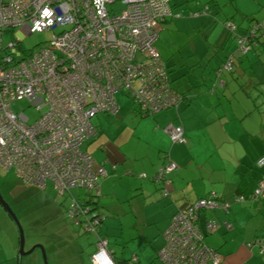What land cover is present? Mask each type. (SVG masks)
<instances>
[{
	"label": "built area",
	"instance_id": "1",
	"mask_svg": "<svg viewBox=\"0 0 264 264\" xmlns=\"http://www.w3.org/2000/svg\"><path fill=\"white\" fill-rule=\"evenodd\" d=\"M115 3L122 8L113 10ZM200 13L206 14L207 8ZM180 16L173 13L170 0H0V165L13 170L24 184L45 188L50 182L59 196L76 188L98 197L106 171L103 166L93 170L92 157L81 149L96 135L91 119L117 113L114 95L119 90L142 116L178 105L182 96L171 86L153 44L162 22ZM223 25L240 53L257 45L254 36L262 24L253 22L244 35L230 20ZM45 31H50V38L42 46L23 48L24 37ZM5 36L11 38L6 44ZM232 64L226 59L222 70L231 71ZM17 100L45 110L29 122L22 112L11 110L10 103ZM163 130L172 144L185 143L181 125L167 124ZM257 165L264 166V155ZM175 169L168 159L154 175L162 197L169 195L168 176ZM259 196H264V179L251 198ZM244 200L242 195L234 199ZM216 209L227 212L229 203L211 193L176 212L163 234L160 263L221 264L222 256L207 246L203 232L212 233L219 225L231 230L232 225L209 219L201 229L197 223L199 212ZM67 214L75 225L98 237L91 264H115L107 240L98 236L102 217L81 208L77 199Z\"/></svg>",
	"mask_w": 264,
	"mask_h": 264
},
{
	"label": "crops",
	"instance_id": "2",
	"mask_svg": "<svg viewBox=\"0 0 264 264\" xmlns=\"http://www.w3.org/2000/svg\"><path fill=\"white\" fill-rule=\"evenodd\" d=\"M170 6L174 14L180 13L181 16L169 17L162 22L157 38L162 25L180 19L182 12L199 13L190 15L196 17L192 20L198 23L191 25V34L204 32L203 34L208 35L213 44V53L206 55L204 52H197L198 44L194 47L196 38L190 42L193 55L190 60L195 61L196 67H199L212 57L220 58L217 77L224 90L219 91L222 92V101L228 100L226 88L234 87L235 82L232 80L233 75L226 73L224 76L221 73L224 70L220 69L228 53L232 54L234 63L236 60L238 67L243 70V76L248 69L256 79L255 71L258 67L259 79L255 85L260 97L251 98L250 93L237 105L232 106L230 101L222 105L220 98L216 100L215 96L202 93L196 73L175 80L170 78L167 70L171 86L185 96L184 100L176 107L133 119L130 126L132 132L129 134H125L127 129L119 125L116 136L115 133L108 135L110 144L102 141L98 154L95 153L97 155H93L85 147V152L93 159L92 169L97 170L103 166L106 171V176L99 182L97 211L101 199L106 206L109 203L123 205L127 202L133 209L135 221L142 225L141 229L131 230L135 235L129 233L123 243L126 247L129 245L132 256L127 260L117 258L110 251L111 257L117 264H122V261L124 264H128V261L135 264H161L157 254L165 244L163 234L170 225L172 216L187 209L198 199L214 193L218 199L230 204L229 210L201 211L198 213L197 223L203 227L209 219L218 224L226 220L232 225V229L226 230L219 225L214 232L205 236L207 246L222 255L221 264H264V250L260 252L261 246L264 247V203L252 200L234 201L238 193H251L257 182L264 178V167L256 164L264 155V99H260L264 97V44L253 53L242 54L236 45L234 51L235 39L232 41L223 25L224 21L230 20L238 27V33H241L240 30L244 28L242 26L246 23L248 26L254 21L262 24L264 33V0H178L174 4L170 0ZM204 6L207 8L206 14L200 13ZM175 26L177 27L176 22ZM118 110L113 115L116 119ZM103 117V129L96 128V135L86 143L101 135L107 128L106 123L113 122L111 117ZM119 117L123 119L124 116ZM167 124L183 127L186 139L184 144L171 143L163 130ZM123 135L127 137L124 138ZM168 159L175 163L176 169L168 176L169 195L162 197L161 183L155 180L154 175ZM142 174L145 177H140ZM114 215L116 214L113 213ZM104 221L105 218L102 217L98 230L100 238ZM150 225H156V228ZM2 228L0 224V237L3 238L6 231ZM121 236L123 237L122 229ZM247 242L251 244L248 246ZM1 250H4V245L0 242V263L3 261L1 256L6 254L2 255ZM9 254L14 257L11 252Z\"/></svg>",
	"mask_w": 264,
	"mask_h": 264
},
{
	"label": "rangeland",
	"instance_id": "3",
	"mask_svg": "<svg viewBox=\"0 0 264 264\" xmlns=\"http://www.w3.org/2000/svg\"><path fill=\"white\" fill-rule=\"evenodd\" d=\"M174 3H178V0H171V4ZM121 8L122 5L120 3L113 4V10H120ZM177 11L179 12V9ZM190 14L191 12L188 14L182 12L180 19H174L175 21L171 20L163 24L158 38H156L153 44L161 60L166 64L170 78L179 80L184 76L189 77L193 73H196L195 75L199 79V88L203 91L202 93L208 96L213 95L216 100L220 98L222 105L227 101H230L232 106L237 105L240 103V100L244 99L250 93L252 95L251 98H259V89L255 85L256 80L259 79L257 77L259 68L257 67L255 71L256 79H254V74L248 69L245 70L246 73L243 76V70L238 67L236 60L234 63L233 59L232 73L225 70L221 71L223 75L226 73L229 76L233 75L232 80L235 81H232L234 87L226 88L228 91L226 98L228 100L222 101V92L219 91L223 89L217 77V72L219 71V64L217 63H219L220 58L218 56L212 57L209 62H205L204 59L203 62L205 64L199 67H196L195 61L190 60L193 57L190 42L196 38L194 47L198 44L196 48L197 52H204L206 55L213 53L211 47L213 44L209 40L208 35L203 34L204 32L191 34V25L195 22L196 24L198 23L196 20H192L196 17H190ZM175 22L177 27L175 26ZM246 25L247 23L242 26L244 28L240 30L241 35L245 34V29L248 27ZM178 27H180V30ZM17 33L18 29L15 30V34ZM49 38L50 31L35 32L24 37L21 44L26 50H35L42 46ZM10 40V37L5 36L3 43L6 44ZM233 45L235 51V42H233ZM253 52V50H250L247 53ZM222 65L223 63L220 66L221 70ZM114 99L119 107L117 119L112 116L111 120L113 122L106 123V130H103V133L97 136V138L95 137L92 142L85 143L81 147L82 150L86 147L93 155L95 153L98 154V149L102 141L110 144L108 135L110 136L112 133H115L114 136H116L119 125L127 129L125 134L132 132L130 127L131 122L133 119L137 120L140 117L137 107L134 106L123 90H119L114 95ZM260 99H264V97ZM10 108L13 112H22L29 118V122L34 121L45 110L43 108L37 111L27 100L12 101ZM103 114L99 113L91 119V123L95 129H103ZM121 115L124 116L123 119L119 117ZM123 136L124 138L127 137V135ZM70 193L71 195H57L56 190L53 189L50 182L46 183L44 189L35 185L24 184L18 180L13 170H5L0 165V196L15 214L23 229L24 250L28 251L35 245H41L43 247V252L40 248H35L31 253L18 255L19 233L17 226L0 204V224L3 226L2 229L6 231V235L4 234L3 238L0 237V242L2 246L4 245V250H1L2 255L6 253L5 256H1L3 261L0 264H91L90 256L97 251L98 238L95 234L85 232L81 226H76L72 218L67 214V209L73 199H79L82 202L88 193L91 192L85 189L73 188ZM102 200L100 201L98 209L100 213L97 211L100 216L105 218L100 236L103 240L107 239V249L113 252L114 256L127 260L132 256V251L129 245L126 247L123 244L125 242L124 240L128 237L129 233L132 236L135 235L131 230L136 231L137 229H141L142 225L140 222L135 221L133 209H131V205L127 202L123 203V205L109 203L106 206L102 203ZM113 213L116 215L113 216ZM133 226L135 227L133 228ZM150 227L155 229L156 225H150ZM121 229L123 237L121 236ZM9 252L14 257H10ZM128 264L135 263L128 261Z\"/></svg>",
	"mask_w": 264,
	"mask_h": 264
},
{
	"label": "trees",
	"instance_id": "4",
	"mask_svg": "<svg viewBox=\"0 0 264 264\" xmlns=\"http://www.w3.org/2000/svg\"><path fill=\"white\" fill-rule=\"evenodd\" d=\"M227 21V20H226ZM225 22V21H224ZM254 22V21H253ZM253 22H251L248 26H250ZM229 35V34H228ZM229 37H231L232 39H234L232 36H230L229 35ZM255 39L257 40V45L256 46H254V47H252V49L251 50H253V51H255V50H257L258 49V47L260 46V45H262V44H264V33H263V29H262V27H260L256 32H255ZM235 45H236V48H237V44H236V41H235ZM250 51V50H249ZM248 52V51H247ZM246 52V53H247ZM242 54H244V53H242ZM231 59L232 60V54L231 53H228L227 54V56L225 57V59ZM225 61V60H224ZM232 62H233V60H232ZM165 64V63H164ZM165 67H166V65H165ZM166 71H167V67H166ZM229 72H232V70L231 71H229ZM168 76V75H167ZM170 82V81H169ZM178 93H180V92H178ZM181 94V93H180ZM181 96H182V100H184L185 99V96L183 95V94H181ZM181 100V101H182ZM180 101V102H181ZM179 102V103H180ZM178 103V104H179ZM135 106V105H134ZM136 107V106H135ZM137 111H138V108H137ZM138 114L141 116V117H144V116H142V114L141 113H139V111H138ZM103 115H107V116H109V117H112L113 115H111V114H108V113H104ZM147 116H150V115H147ZM96 133H97V131H96ZM256 164H257V162H256ZM258 166V165H257ZM259 167H264V166H259ZM264 178H262L261 180H263ZM261 180H259V181H261ZM259 181L257 182V184H256V186H255V188L251 191V193H249L248 195H244V194H242V193H238L235 197H237V196H240V195H242L244 198H245V200L244 201H246V200H252V201H257L258 203H264V196H259V197H257V198H255V199H253V198H251V195H252V193L254 192V190L256 189V187H257V185H258V183H259ZM160 183V182H159ZM42 189H44V188H42ZM160 189H161V184H160ZM70 192H71V190H70ZM88 192H90V191H88ZM237 192H239V191H237ZM70 195H71V193H70ZM209 196V195H208ZM207 197V196H206ZM97 196H95L94 194H92V192L91 193H88V195H87V197L81 202L79 199H77V201L79 202V205H80V207L81 208H88L91 212H97ZM202 198H204V197H202ZM235 199V198H234ZM220 202H227V201H224V200H221V199H218ZM243 201V202H244ZM229 206H230V204H229ZM229 210V209H228ZM98 213V212H97ZM99 215V214H98ZM76 226H79V225H76ZM201 227V229H204L202 226H200ZM84 230V229H83ZM85 231V230H84ZM86 232V231H85ZM87 233H89V232H87ZM93 234V233H92ZM203 234L206 236V234L203 232ZM205 236H204V240H205ZM98 238V237H97ZM97 243H98V240H97ZM248 244V246L251 244V242H247ZM213 249V248H212ZM214 251H216L217 253H219L217 250H215V249H213ZM220 254V253H219ZM221 255V254H220ZM222 256V255H221ZM223 258V257H222ZM113 259V258H112ZM115 262V261H114ZM122 264H124V261H122L121 262ZM115 264H117V262H115ZM118 264H120V263H118Z\"/></svg>",
	"mask_w": 264,
	"mask_h": 264
},
{
	"label": "water",
	"instance_id": "5",
	"mask_svg": "<svg viewBox=\"0 0 264 264\" xmlns=\"http://www.w3.org/2000/svg\"><path fill=\"white\" fill-rule=\"evenodd\" d=\"M0 204L6 210V212L8 213V215L12 218V220L15 223V225L17 226L18 233H19L18 255H24V254L31 253L35 248H40L41 251L43 252V247L41 245H35V246H33L28 251H25L24 250V234H23V229H22V227H21L18 219L16 218L15 214L12 212V210L10 209V207L7 204L4 203V201H3V199H2L1 196H0Z\"/></svg>",
	"mask_w": 264,
	"mask_h": 264
}]
</instances>
